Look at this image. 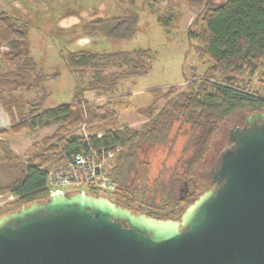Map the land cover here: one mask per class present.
Instances as JSON below:
<instances>
[{
    "label": "trees",
    "instance_id": "obj_1",
    "mask_svg": "<svg viewBox=\"0 0 264 264\" xmlns=\"http://www.w3.org/2000/svg\"><path fill=\"white\" fill-rule=\"evenodd\" d=\"M140 1L152 4L158 0ZM197 3L202 4L201 0ZM171 12L168 15H172ZM170 19V16L166 17L163 25L168 26ZM138 23L136 13L123 11L117 16L84 22L80 31L86 36L121 40L132 37ZM29 28L19 11L14 9L10 14L0 10V46L19 47L16 52L2 56L3 63L15 68L16 72L0 71V109L10 121V127L0 130V136L17 135L52 123L58 127L52 135L35 142L26 158L15 155L10 145L0 140V193L13 197L12 202L0 208V216L23 205L47 200L50 197L46 188L48 171L72 153L91 149L101 158L109 152L113 154L112 166L106 174L118 187L111 194L92 188H87V193L106 197L135 214L179 221L185 209L210 190L204 188L198 192L196 173L218 136L220 124L238 111L264 112V98L244 80L245 76H254L263 69L259 82L264 87V0H224L216 4L213 0L204 1L202 11L191 25L198 33L189 30L187 37L191 39L196 35L200 39L199 54L210 66L202 78H197L194 71L190 80L184 77L186 89L183 92L174 85L165 90H152L153 100L139 110L146 122L138 130L117 128L122 102L113 99L122 82L149 73V51L94 52L85 49L67 52L62 56L73 74L87 69H93L96 74L86 85L76 80L69 104L47 109L45 101L49 91L45 83L56 75L44 74L28 54ZM101 66H115L121 71L102 76L98 71ZM28 88L39 91L40 97L31 101L19 93ZM88 93L96 98L107 97V101L100 106L90 104L85 98ZM160 101L164 103L159 107ZM81 128L87 130V135L80 133ZM179 135L186 137L182 149L184 158L179 161L181 172L175 173L174 182L167 191L161 189L162 198L155 201L146 196L149 188L144 184L145 179L139 177L137 165L148 166L139 163V153L172 144ZM181 182H187L189 189L186 195L176 197L172 191ZM74 192L79 191L70 193ZM170 208L173 209L168 211Z\"/></svg>",
    "mask_w": 264,
    "mask_h": 264
},
{
    "label": "water",
    "instance_id": "obj_2",
    "mask_svg": "<svg viewBox=\"0 0 264 264\" xmlns=\"http://www.w3.org/2000/svg\"><path fill=\"white\" fill-rule=\"evenodd\" d=\"M264 112L228 138L179 221L64 192L0 216V264H264ZM182 191L180 190V193Z\"/></svg>",
    "mask_w": 264,
    "mask_h": 264
},
{
    "label": "rangeland",
    "instance_id": "obj_3",
    "mask_svg": "<svg viewBox=\"0 0 264 264\" xmlns=\"http://www.w3.org/2000/svg\"><path fill=\"white\" fill-rule=\"evenodd\" d=\"M204 1L198 0H158L152 4H143L140 0H113V1H93V0H0V10L13 14L14 9L19 11L23 19L29 23V33L27 39L28 54L32 56L38 64V68L44 74L56 75L53 79L45 83L49 96L45 101L46 106H57L69 104L74 95L76 80L83 85L94 78L96 72L87 69L83 72L73 74L66 65L63 58L67 52L78 50H91L94 52H132L136 50H147L150 54L151 70L146 76L129 78L122 82L117 95L113 100L122 102L119 109L118 129L128 127L138 130L145 122L144 116L139 114L153 100L152 90L167 89L169 86H176L179 92L186 89L184 77L191 79L190 74L197 78H202L204 72L210 66L208 60L199 54L201 41L197 36L188 39L189 30L198 33V29L192 28L197 15L204 7ZM222 3L224 0H213ZM170 7L169 10L168 8ZM123 11H132L137 14L139 23L134 35L126 39H106L99 35L86 36L80 31V26L84 22H89L97 17L105 18L120 15ZM172 11V12H171ZM171 12L172 15H168ZM170 16L168 26L163 25L166 17ZM76 28V29H75ZM76 37V40L73 39ZM19 47L0 46V71L9 69L14 72L15 68L3 63L2 56L6 53L16 52ZM63 55V56H62ZM102 76L119 73L121 70L115 66L100 67L98 69ZM263 69H260L254 76H245L250 87L258 96L264 98V87L259 82ZM26 76L25 73H19ZM93 77V78H92ZM19 93L27 100H35L41 93L34 89L20 90ZM85 98L90 104L100 106L107 101V97L97 100L94 94L88 93ZM164 102L160 101V107ZM250 114L238 111L220 124L218 136L215 138L208 152L205 155L202 165L196 173V185L198 192L211 188V170L217 164L220 154L229 148V130L242 123L241 117ZM58 125L50 124L43 129L36 131L21 132L20 136L10 133L9 139H5L13 144L15 155L26 158L31 153V147L35 142L52 135ZM80 133L87 135V130L81 128ZM173 133L170 138L173 137ZM181 134V133H180ZM4 140V141H5ZM186 137L179 135L174 143L154 148L142 149L139 163L143 162L148 166L137 165L139 177L145 179L144 184L149 188L146 196L161 200V189L167 188L174 182L175 173L179 169V161L184 158L182 149ZM112 157L101 163L104 173L112 166ZM63 159L57 162L53 168L60 166ZM52 169V168H51ZM156 185L159 189H155ZM184 188L181 182L172 191L174 196H184L180 190ZM155 189V192L153 190ZM87 192L85 187H64V192L72 191ZM164 193V192H163ZM163 197H167L163 194ZM11 195L0 193V208L10 203ZM139 198V197H138ZM166 209L164 211H171Z\"/></svg>",
    "mask_w": 264,
    "mask_h": 264
},
{
    "label": "built area",
    "instance_id": "obj_4",
    "mask_svg": "<svg viewBox=\"0 0 264 264\" xmlns=\"http://www.w3.org/2000/svg\"><path fill=\"white\" fill-rule=\"evenodd\" d=\"M111 157L112 153L109 152L105 158H101L98 152L91 149L72 153L60 166L48 171L46 188L49 196L64 193L63 188L68 186L92 188L105 194L114 193L118 187L116 181L101 168V163Z\"/></svg>",
    "mask_w": 264,
    "mask_h": 264
},
{
    "label": "flooded vegetation",
    "instance_id": "obj_5",
    "mask_svg": "<svg viewBox=\"0 0 264 264\" xmlns=\"http://www.w3.org/2000/svg\"><path fill=\"white\" fill-rule=\"evenodd\" d=\"M254 113H256V112H254ZM251 114L252 113L242 116L241 117L242 123L240 125H238V126L236 125L234 128H232L231 130H229V136L236 129H243L244 127L245 128H248L249 127V120H248V118H249V116ZM257 124H259L260 126H262L264 124V122H261L260 119H258L257 120ZM232 146H233L232 142L229 141V148L228 149L232 148ZM226 150L227 149H225L224 151H226ZM216 168H217V164L211 170V174H210V178H211V188L210 189H212L214 187V185L212 184V178H213V176L215 174ZM183 186H184V188L181 191H182V193H184V195H186L187 192H188V189H189V184L187 182H183Z\"/></svg>",
    "mask_w": 264,
    "mask_h": 264
},
{
    "label": "crops",
    "instance_id": "obj_6",
    "mask_svg": "<svg viewBox=\"0 0 264 264\" xmlns=\"http://www.w3.org/2000/svg\"><path fill=\"white\" fill-rule=\"evenodd\" d=\"M75 29H76V28H75ZM73 39L76 40V37H74ZM56 106H57V104L52 105V106H46V105H45V108L50 109V108H53V107H56ZM9 127H10V121H9V119H8L7 115H5V113H3V111L0 109V130L8 129ZM43 128H44V127H43ZM43 128L34 129V130H32V131L40 130V129H43ZM32 131H31V132H32ZM23 132H26V131H23ZM26 133H29V132H26ZM9 135H10V134L0 136V140L9 139ZM17 136H20V135H18V134L15 135V137H17ZM5 141H6V140H5ZM8 144H10V143H8ZM10 149H11V151H12L13 153L16 152V151L13 149V144L11 145Z\"/></svg>",
    "mask_w": 264,
    "mask_h": 264
}]
</instances>
